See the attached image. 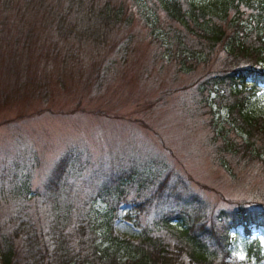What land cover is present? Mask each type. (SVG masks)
<instances>
[{
    "label": "rangeland",
    "instance_id": "374dc122",
    "mask_svg": "<svg viewBox=\"0 0 264 264\" xmlns=\"http://www.w3.org/2000/svg\"><path fill=\"white\" fill-rule=\"evenodd\" d=\"M93 1L136 15L104 25L94 42L56 32L42 4L63 9L66 0H0V236L18 245L29 227L52 230L55 220L74 232L85 210L100 215L111 205L117 235L135 240L147 228L172 242L174 233L159 224L170 206L188 205L185 214L207 224L237 202L264 207V159L221 151L215 132L224 128L236 140L239 132L212 100L216 92L208 100V88L199 89L221 51L181 65L176 43L168 47L158 34L166 25L153 38L134 0ZM261 86L247 93L245 107L264 117ZM231 233L228 264H264L248 257L251 241L264 252L263 226Z\"/></svg>",
    "mask_w": 264,
    "mask_h": 264
},
{
    "label": "trees",
    "instance_id": "16d2710c",
    "mask_svg": "<svg viewBox=\"0 0 264 264\" xmlns=\"http://www.w3.org/2000/svg\"><path fill=\"white\" fill-rule=\"evenodd\" d=\"M133 2L134 11L141 9L152 33L160 27V22L166 25L160 27L158 34L167 37L166 43L160 38L166 46L176 43L177 57L170 55L178 58L181 65L192 67L191 61L209 60L215 47L221 51L220 66L207 73L199 89L208 88V100L211 91L216 92L212 100L225 105L240 138L228 136L224 128L218 131L222 135L218 132L214 135L222 138L220 149L223 152L239 153L247 160L264 159L260 154L264 143H256L258 136L264 140V117L252 114L245 107L247 93L261 89L264 84V0ZM42 6L50 11L54 28L62 38L79 39L85 33L94 42L103 40L100 28L104 25H114L123 20L122 17L127 20L136 15L132 9L128 13V8L109 1L96 5L93 0H66L63 9L55 3ZM16 10H20L18 6ZM162 13L164 22L160 20ZM188 34L197 40L198 47L188 43ZM156 35L151 37L157 38ZM202 48H206L205 51ZM186 207L188 205L170 206L159 220L163 228L174 233L172 242L147 228H143L135 240L117 235L112 228L115 212L109 205L112 212L107 209L100 215L85 210L75 222L74 232L55 220L52 230L29 227L18 245L12 236L1 235L0 260L2 264H228L232 255L231 229L242 226L248 234L250 225L264 227V207H253L243 201L237 202L230 213L220 210L216 219L208 224L200 222L195 214L186 215ZM126 216L130 217L129 212ZM173 217L180 218L181 224L173 223ZM250 255L264 259L256 240L248 244V257Z\"/></svg>",
    "mask_w": 264,
    "mask_h": 264
}]
</instances>
